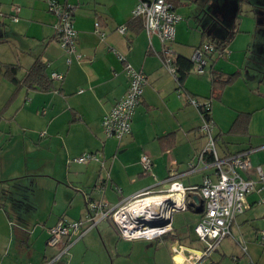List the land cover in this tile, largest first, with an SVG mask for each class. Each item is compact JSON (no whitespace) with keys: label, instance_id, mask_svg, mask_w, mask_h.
Returning a JSON list of instances; mask_svg holds the SVG:
<instances>
[{"label":"crops","instance_id":"1","mask_svg":"<svg viewBox=\"0 0 264 264\" xmlns=\"http://www.w3.org/2000/svg\"><path fill=\"white\" fill-rule=\"evenodd\" d=\"M50 1L71 6L73 54H65L56 40ZM140 1L152 0H0V264L47 261L48 229L61 220L84 219L87 200L103 201L111 209L170 176L184 187L199 186L204 177L214 179L210 156L200 159L207 139L189 97L210 102L217 156L245 152L264 175V0H166L182 19L174 40L164 44L156 35L147 36L142 22L131 17ZM13 7L19 8L16 21L11 19ZM122 25L127 26L124 35L118 32ZM211 41L222 43V50L206 54L203 71L193 66L181 85L161 62L164 48L173 52V60L191 61L194 50ZM117 56L145 76L130 133L120 141L105 138L100 124L127 89L125 62ZM37 59L46 67L51 88L15 92L3 66H19L22 78ZM52 73L63 79H52ZM213 73L237 74L216 100L211 98ZM238 114H249V124L244 132H230ZM86 152L96 153L100 162L71 166V158ZM142 155L151 161L148 172L140 164ZM239 173L257 181L253 171ZM98 181L104 182L102 191L95 190ZM256 185L260 192L246 196L231 234L204 264H264L259 238L264 232V181ZM68 187L80 191L82 202ZM188 210L197 223L199 210ZM195 225L179 231L172 223L168 235L176 243L166 254L168 264H184L173 254L174 246L201 248ZM97 230L104 250L99 251L95 232L72 236L64 241L72 251L59 264H99L102 252L110 254L108 248L114 249L117 264L121 258H139L133 249L140 240H122L110 218L98 222ZM84 238V247L78 248ZM160 255L155 251L153 259ZM132 263L148 264L142 258Z\"/></svg>","mask_w":264,"mask_h":264},{"label":"built area","instance_id":"2","mask_svg":"<svg viewBox=\"0 0 264 264\" xmlns=\"http://www.w3.org/2000/svg\"><path fill=\"white\" fill-rule=\"evenodd\" d=\"M48 10L57 18L55 27L57 42L65 54H73L76 31L72 26L71 6L50 1ZM12 12L14 15L11 19L16 21L19 8L13 7ZM1 16H3L2 12H0ZM131 17L140 19L146 35H156L163 44L174 40L175 26L182 19L175 12L172 4L166 0L140 1L132 9ZM97 28L98 26L95 28L96 31H98ZM118 32L124 35L127 32V26H120ZM214 50V45L210 43H204L194 50L191 62L197 72L203 71L206 66L205 55L211 54ZM172 55L173 52L169 48H164L161 62L170 74L177 77ZM117 57L125 62L122 56ZM124 70L127 75V89L100 122L105 138L116 141L129 135L132 116L140 102L145 85V76L126 62ZM51 78L61 81L63 76L52 73ZM188 103L199 110L202 119L200 132L207 139L200 159H203L205 154L210 156L215 178L204 177L199 186L184 187L175 176H170L162 183L134 194L111 209H107L103 201L87 200L84 219L61 220L48 229L47 246L58 250L52 259L43 264H54L67 254L70 243L64 244V239L72 236L79 239L106 218H110L122 240L151 242L171 233L173 213L188 209L199 210V220L193 232L201 248L191 250L178 245L172 248V252L182 257L184 264H204L208 260L220 242L231 234L230 229L234 218L245 210L246 196L251 192H260L256 184L264 181V175L259 166L251 165L245 152L219 158L215 149V137L212 134L213 124L208 116L210 102H201L189 97ZM74 162L87 164L100 162V160L96 153L86 152L76 157ZM140 164L145 172L151 168V161L146 155L141 156ZM193 169V165L189 164V170ZM240 171H253L258 182L242 177ZM103 189L104 182H98L95 190L102 191ZM187 194H191L192 197H188ZM175 195L180 196L179 206L169 199ZM194 197L198 198V202L194 200ZM259 238L264 242V232L259 233ZM241 250L247 255L246 247L241 246ZM250 264L253 263L250 262Z\"/></svg>","mask_w":264,"mask_h":264},{"label":"trees","instance_id":"3","mask_svg":"<svg viewBox=\"0 0 264 264\" xmlns=\"http://www.w3.org/2000/svg\"><path fill=\"white\" fill-rule=\"evenodd\" d=\"M137 22L141 23V20L136 18ZM214 45L215 50L211 53L220 52L222 50V43H215L213 41L208 42ZM174 65L177 72V80L181 85L185 77L191 71L193 64L191 61L184 58H177L174 60ZM20 67L17 65H4L3 76L16 87V91L25 87L29 90L48 91L51 88V81L46 73V67L44 63L37 59L33 65L24 73L22 78H19ZM237 74L222 76L219 73H213L211 80V98L218 99L222 90L229 85ZM16 94V93H15ZM209 115V114H208ZM250 121L249 114H238L230 132L245 131Z\"/></svg>","mask_w":264,"mask_h":264},{"label":"rangeland","instance_id":"4","mask_svg":"<svg viewBox=\"0 0 264 264\" xmlns=\"http://www.w3.org/2000/svg\"><path fill=\"white\" fill-rule=\"evenodd\" d=\"M1 102H2V99H1V96H0V105H1ZM76 157H78V156H76ZM76 157L71 158L69 160V162H71V166H76V165L72 164V163L76 164L74 162V159ZM71 179L79 181L78 177H76V176H73V177L71 176ZM98 182H100V181H98ZM68 188L73 193V196H75V199L81 201L82 195H81L80 191H76L75 189H73L71 187H68ZM75 203L76 202L74 201V204ZM193 217H194V214H192L189 210L177 211V212L173 213L172 223H174V226L176 228H178L179 231H184L185 227H186V224L187 225L189 224L191 227L196 224L195 223L196 219H194ZM90 231L95 232V234L97 236L95 240H96V242H99L98 243V244H100L99 251L101 252V248L104 250V244H103V242L101 240L102 236H100L99 233H98L97 226H96V228H93ZM116 233L119 236L118 232H116ZM47 235H48V231H47ZM227 237H229V235ZM85 239L86 238H84L83 240L80 239V242L77 245L78 248L79 247L82 248V246L84 247ZM65 240L66 239L63 240L64 244L66 243V242H64ZM174 243H176L175 240L171 236H169L167 234L166 236L162 237L161 239H158V240H155V241H151V242H148V243L146 241L140 240V242L137 243L136 247L133 249V252L137 253V255L139 256V258H138L139 260H140V258H142L145 261H147L148 264H156L158 260H159L158 264H168V258H167L166 254H169L170 246L172 244H174ZM133 244H135V243H131L130 245L132 246ZM70 248L68 250V255H65L63 258H61L60 261H58V262H56L54 264H59V262L64 261L69 256L70 252L72 251V250H70ZM53 250H55V253L53 255H51L53 253ZM57 250L58 249H56V248L47 247V257H49L48 260L52 259L56 255ZM108 250H109L110 254H107V252L106 253L104 252V254H103V252H102V258L99 260V264H117V259L118 258H116V254L114 252V249L112 250V249L108 248ZM155 251H158V253H161L159 259H156V257L153 259V254H154ZM140 255H142V256H140ZM138 259L136 260V258H134V255L131 258H129V259L128 258H121L120 259L121 260L120 264H133L132 262L133 261L137 262ZM43 263H41V264H43Z\"/></svg>","mask_w":264,"mask_h":264},{"label":"bare ground","instance_id":"5","mask_svg":"<svg viewBox=\"0 0 264 264\" xmlns=\"http://www.w3.org/2000/svg\"><path fill=\"white\" fill-rule=\"evenodd\" d=\"M169 199H170V200H173L174 203H176V206H179V205H180V201H181L180 196L175 195V196L169 197ZM174 205H175V204H174Z\"/></svg>","mask_w":264,"mask_h":264},{"label":"water","instance_id":"6","mask_svg":"<svg viewBox=\"0 0 264 264\" xmlns=\"http://www.w3.org/2000/svg\"><path fill=\"white\" fill-rule=\"evenodd\" d=\"M194 200H195L196 202H198V198H197V197H194Z\"/></svg>","mask_w":264,"mask_h":264}]
</instances>
